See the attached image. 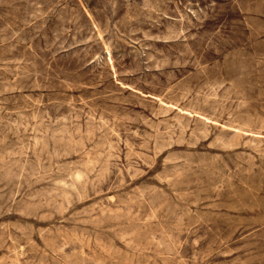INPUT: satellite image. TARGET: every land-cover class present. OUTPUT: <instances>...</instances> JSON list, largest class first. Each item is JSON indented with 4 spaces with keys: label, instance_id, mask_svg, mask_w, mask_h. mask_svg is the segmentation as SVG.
I'll list each match as a JSON object with an SVG mask.
<instances>
[{
    "label": "rangeland",
    "instance_id": "rangeland-1",
    "mask_svg": "<svg viewBox=\"0 0 264 264\" xmlns=\"http://www.w3.org/2000/svg\"><path fill=\"white\" fill-rule=\"evenodd\" d=\"M0 264H264V0H0Z\"/></svg>",
    "mask_w": 264,
    "mask_h": 264
},
{
    "label": "bare ground",
    "instance_id": "bare-ground-1",
    "mask_svg": "<svg viewBox=\"0 0 264 264\" xmlns=\"http://www.w3.org/2000/svg\"><path fill=\"white\" fill-rule=\"evenodd\" d=\"M176 1V0H175Z\"/></svg>",
    "mask_w": 264,
    "mask_h": 264
}]
</instances>
